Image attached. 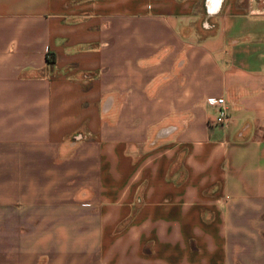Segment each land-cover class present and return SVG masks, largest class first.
I'll return each instance as SVG.
<instances>
[{"label": "crops", "instance_id": "crops-1", "mask_svg": "<svg viewBox=\"0 0 264 264\" xmlns=\"http://www.w3.org/2000/svg\"><path fill=\"white\" fill-rule=\"evenodd\" d=\"M263 18L0 0V264H264Z\"/></svg>", "mask_w": 264, "mask_h": 264}, {"label": "built area", "instance_id": "built-area-1", "mask_svg": "<svg viewBox=\"0 0 264 264\" xmlns=\"http://www.w3.org/2000/svg\"><path fill=\"white\" fill-rule=\"evenodd\" d=\"M205 25V23H203ZM206 104L212 105L215 110L213 118L208 121L213 126H223L228 120L227 104L223 97H208L205 100ZM76 138H78L76 136Z\"/></svg>", "mask_w": 264, "mask_h": 264}, {"label": "rangeland", "instance_id": "rangeland-1", "mask_svg": "<svg viewBox=\"0 0 264 264\" xmlns=\"http://www.w3.org/2000/svg\"><path fill=\"white\" fill-rule=\"evenodd\" d=\"M253 17H249V19L251 20ZM264 19V18H263ZM261 27H262V30L264 31V24H262V25H260ZM250 29H249V31L247 32V33H250L251 35H254V34H256V26L255 25H253V24H251L250 25ZM260 29V28H259Z\"/></svg>", "mask_w": 264, "mask_h": 264}]
</instances>
